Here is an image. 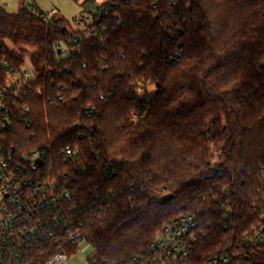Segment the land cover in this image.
<instances>
[{"label":"trees","instance_id":"obj_1","mask_svg":"<svg viewBox=\"0 0 264 264\" xmlns=\"http://www.w3.org/2000/svg\"><path fill=\"white\" fill-rule=\"evenodd\" d=\"M108 1L120 19L108 16L95 36L44 22L38 7L0 4V136L10 148L47 149L43 173L53 162L54 173L71 171L61 150L80 149L73 200L85 206L98 261L147 251L189 213L206 233L203 259L259 218L264 0ZM62 42L76 50L61 52ZM26 58L36 80L17 93L8 85L23 84ZM4 110L13 117L5 129ZM256 250L246 264H264V244Z\"/></svg>","mask_w":264,"mask_h":264},{"label":"built area","instance_id":"obj_2","mask_svg":"<svg viewBox=\"0 0 264 264\" xmlns=\"http://www.w3.org/2000/svg\"><path fill=\"white\" fill-rule=\"evenodd\" d=\"M80 2L85 13L74 19L78 26L75 30L85 36H95L106 30L108 16L115 21L120 19L108 0ZM35 12L46 23L55 24L59 20L55 12ZM81 39L82 36L77 34L72 41L76 43ZM57 47L69 53L76 50L75 47L68 48L64 42L57 43ZM17 75L23 84L8 85L17 93L21 87L36 80L28 60L21 65ZM7 92L4 90L2 94ZM0 108L4 109L1 100ZM22 110L25 122L30 126L29 105H23ZM12 121L11 111L4 110L2 128L11 127ZM6 142V138L0 136V264H79L75 260L82 258L80 244L89 242L85 206L73 200L72 192L74 184L80 182L79 174L84 171L80 149L66 145L61 150L64 165H73L71 171L65 168L54 173L53 162L51 171L43 173L47 149L25 151L20 147L10 148ZM38 159L42 160L41 165L37 163ZM260 170L263 178L258 189L259 201L253 206L259 213L258 220L239 235L234 230L229 232L217 252L197 260L198 247L206 233L197 217L189 213L178 215L166 224L147 251L117 263L98 261L93 254L82 264H246L264 244V164ZM226 227L230 226L227 224Z\"/></svg>","mask_w":264,"mask_h":264},{"label":"rangeland","instance_id":"obj_3","mask_svg":"<svg viewBox=\"0 0 264 264\" xmlns=\"http://www.w3.org/2000/svg\"><path fill=\"white\" fill-rule=\"evenodd\" d=\"M32 2L35 7H32ZM80 0H0V4L5 7L9 12H16L22 6H30L31 8H40L47 13H57L59 18L62 19V26L70 30L78 28L74 22L76 17L84 15V9L81 7ZM63 47V46H62ZM64 48V47H63ZM66 49L60 48V51ZM28 60V58H26ZM264 62V61H263ZM82 258L75 260L77 263L82 264L86 262L90 255L95 252V247L88 241H83L80 244Z\"/></svg>","mask_w":264,"mask_h":264},{"label":"water","instance_id":"obj_4","mask_svg":"<svg viewBox=\"0 0 264 264\" xmlns=\"http://www.w3.org/2000/svg\"><path fill=\"white\" fill-rule=\"evenodd\" d=\"M37 163L39 164V165H41L42 164V160L41 159H38L37 160ZM173 198V194H165L163 197H162V199H161V202H168L169 200H171Z\"/></svg>","mask_w":264,"mask_h":264},{"label":"crops","instance_id":"obj_5","mask_svg":"<svg viewBox=\"0 0 264 264\" xmlns=\"http://www.w3.org/2000/svg\"><path fill=\"white\" fill-rule=\"evenodd\" d=\"M36 4V3H35Z\"/></svg>","mask_w":264,"mask_h":264}]
</instances>
